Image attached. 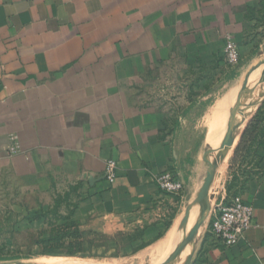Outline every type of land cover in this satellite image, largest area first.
Masks as SVG:
<instances>
[{"label":"crops","instance_id":"crops-1","mask_svg":"<svg viewBox=\"0 0 264 264\" xmlns=\"http://www.w3.org/2000/svg\"><path fill=\"white\" fill-rule=\"evenodd\" d=\"M263 3L0 0V187L35 204L71 194L78 214L116 222V229L155 227L144 240L156 247L151 259L165 260L180 214L177 245L195 221L192 207L183 224L187 205L164 229L174 197L179 206L184 196L199 199L211 135L233 125L249 74L264 70V23L257 21ZM227 34L241 52L233 78ZM261 76L256 72L249 87ZM153 87L161 94L156 101ZM255 110L234 146L252 125L250 161L237 164L229 151L217 172L228 201L239 196L254 207V224L226 247L211 233L209 217L189 264H264V101ZM108 160L118 165L115 183L106 179ZM165 172L184 184L182 194L160 190L154 178Z\"/></svg>","mask_w":264,"mask_h":264},{"label":"rangeland","instance_id":"rangeland-1","mask_svg":"<svg viewBox=\"0 0 264 264\" xmlns=\"http://www.w3.org/2000/svg\"><path fill=\"white\" fill-rule=\"evenodd\" d=\"M261 85H264V76H261L258 84H252L249 88L257 89L258 91L256 92H260ZM247 94L250 95L246 101L248 105L257 102L253 94L250 92ZM151 95L152 97L149 96L153 98V101H156L157 97L161 98V94L158 93L157 95L154 87ZM159 100L165 101L164 99ZM259 103L258 108L261 105V102ZM230 112L231 110H229ZM244 124L240 117L237 116L235 132L229 141L233 143L230 152L236 151L237 147L234 146L238 141ZM231 125V123L228 125L220 141L217 140L218 132H213L211 135L213 138L212 145L222 144L223 146L230 134ZM205 133L202 131L198 132L197 137L200 138ZM251 151L252 147L246 141L239 152L235 153L237 164L248 163L250 161L248 155L251 154ZM219 171L223 172L224 166H220ZM223 186L226 185L222 179L216 177L214 197L215 193L220 194ZM175 198L178 197H174V206L171 207L170 215H168V219L164 223V229L166 223L171 222V219H173L177 209L183 210L187 205L190 206L189 204L195 196L192 198L184 196L180 206L175 203ZM202 204L205 207L203 201ZM208 218L209 216L204 222ZM196 222H199V219ZM116 226V222L106 219L87 221L84 216L78 214L76 201L71 194L64 192L57 194L55 198L53 197L51 204H35L27 196L18 193L15 189L0 187V264H164L172 256L171 254L167 260L151 259L150 256L156 247L152 246L154 244H151V242L145 241V238L148 239L150 235L153 238L155 227H119V229H116L118 228ZM110 227L116 230H111ZM188 232L185 231L179 241ZM159 235L160 233L155 236ZM53 238H61L60 242L65 246V249L61 251L67 252L69 249L76 247L81 248V252L73 256L47 255ZM196 239L197 237L194 239L195 244ZM195 244L194 250L187 257L189 262L196 250ZM148 245H151V247L140 253L141 249Z\"/></svg>","mask_w":264,"mask_h":264},{"label":"built area","instance_id":"built-area-1","mask_svg":"<svg viewBox=\"0 0 264 264\" xmlns=\"http://www.w3.org/2000/svg\"><path fill=\"white\" fill-rule=\"evenodd\" d=\"M225 57L227 63L238 66L241 60L240 48L232 34L226 35ZM106 179L115 183L118 178V165L114 160L106 163ZM155 183L163 192L180 195L184 191V184L171 172L162 173L154 178ZM226 186L222 187L220 194L215 193L214 202L211 205L209 217H211V233L217 241L226 247L239 244L246 232L253 226L255 209L244 202L242 197L232 198L230 201Z\"/></svg>","mask_w":264,"mask_h":264},{"label":"water","instance_id":"water-1","mask_svg":"<svg viewBox=\"0 0 264 264\" xmlns=\"http://www.w3.org/2000/svg\"><path fill=\"white\" fill-rule=\"evenodd\" d=\"M253 72H251L238 96V100L236 105L232 109L234 123L232 125L231 132L224 144V146L219 148H214L212 144H208L205 150V161L209 164L207 176L203 185V188L198 196V200H202L205 203V207L203 208L202 214L200 216L198 224L192 228L182 240L177 245L175 251L172 256L165 262L164 264H189L188 259L184 256V251L186 246L194 240L196 235L198 234L200 228L204 224L205 219L209 216L211 210V204L214 202V183L217 177V172L219 167L221 166L223 160L228 155L230 148L233 146V143H230V139L235 132L236 120L237 116L240 117L242 122H246L249 116L254 112V108L248 105L244 101V96L247 92L253 94L257 101H264V89L260 90V92H256L257 89L249 88V81L251 79ZM264 87V86H263ZM190 208L187 210V214L184 218L183 224L189 220Z\"/></svg>","mask_w":264,"mask_h":264},{"label":"bare ground","instance_id":"bare-ground-1","mask_svg":"<svg viewBox=\"0 0 264 264\" xmlns=\"http://www.w3.org/2000/svg\"><path fill=\"white\" fill-rule=\"evenodd\" d=\"M261 71H264L263 69H259L258 71H256V72H261ZM255 72V73H256ZM255 73H253L252 74V76L255 74ZM251 76V77H252ZM260 79H261V77H260ZM264 86V85H263ZM262 85H261V87H260V89L262 90V89H264V87H263ZM259 89V90H260ZM258 91V90H257ZM249 99V96H247V100ZM246 100V101H247ZM253 105V104H252ZM252 105H250V106H252ZM226 130V128H224V129H222L218 134H217V140L218 141H220L221 139H222V136H223V133H224V131ZM227 140V139H226ZM226 140H225V142H226ZM225 142L223 143V146H224V144H225ZM214 148L216 147H221L222 146V144H219V145H212ZM201 203V200H191V202H190V209L192 210V207H195L194 209L196 210V212H195V215L193 216V218H192V220H195V221H192L191 223H190V226H189V229L190 228H192V227H194V226H196L197 224H198V222H196V220L198 219V217H199V215H200V212H202L201 210L204 208V206L202 205V206H200L199 204ZM183 215V214H182ZM182 215L180 214V216L178 217V220L176 221V224L174 225V227L172 228V230L170 231V233H169V235H168V238H167V241L165 242V244H164V248H165V251H166V253H165V255H167V256H164V259L166 260V258L168 257V256H170L171 254H172V251H173V249L175 248V246L177 245V243H178V239H179V237H180V233H181V225H180V223H181V219H182ZM190 217H192L191 216V212H190ZM200 219V218H199ZM183 230V229H182ZM184 231V230H183ZM188 231H190V230H188ZM201 231V230H200ZM185 234V233H184ZM183 234V235H184ZM194 244H195V242H194V240H192L187 246H186V248H185V251H184V256L187 258L191 253H192V251H193V249H194ZM156 255V254H155ZM142 257V256H141ZM151 258H154L155 256L154 255H152L151 254V256H150Z\"/></svg>","mask_w":264,"mask_h":264},{"label":"trees","instance_id":"trees-1","mask_svg":"<svg viewBox=\"0 0 264 264\" xmlns=\"http://www.w3.org/2000/svg\"><path fill=\"white\" fill-rule=\"evenodd\" d=\"M261 6H262L261 10L258 11L260 13V16L257 17V21L261 22V23H264V3ZM251 13L249 14V18L252 15H254V14H251ZM235 40H236V38H235ZM236 42H237V40H236ZM237 44L239 46L238 42H237ZM239 48H240V46H239ZM238 67H239V65L231 68V70H230V72L228 74L229 78H233L236 75V69ZM255 122H256V124H259V121H255ZM252 137H254V136H253L252 125H250V127L244 132V134H243V136H242V138L240 140V143H239V145L236 148L235 153L239 152L240 148L245 144L246 141H248V143L251 142V138ZM170 224H171L170 221L167 222L166 225H165V228H168L170 226ZM67 228H69V227H67ZM64 236L66 237V235H64ZM66 238H68V237H66ZM52 240L53 241L51 242L50 249L47 251V255H51V256H63V255L73 256V255L81 252V248H76V247L69 249V251H67V252H63L61 250L65 249V246L63 245V243L60 242L61 238H57V239L53 238Z\"/></svg>","mask_w":264,"mask_h":264}]
</instances>
